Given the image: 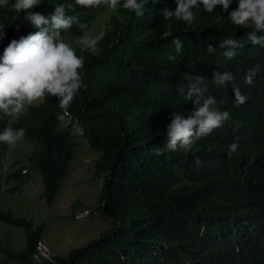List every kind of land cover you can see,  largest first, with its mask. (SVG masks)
I'll use <instances>...</instances> for the list:
<instances>
[{
    "label": "trees",
    "instance_id": "trees-1",
    "mask_svg": "<svg viewBox=\"0 0 264 264\" xmlns=\"http://www.w3.org/2000/svg\"><path fill=\"white\" fill-rule=\"evenodd\" d=\"M14 0H10V3ZM142 16L118 6L116 11L78 7L75 0H41L31 11L49 17L54 5L63 4L65 14L88 25L111 12L105 36L97 51L83 52L81 70L85 87L77 92L67 110L58 97L45 95L18 117L0 112V132L10 119L15 129H25L22 140L30 141L26 163L3 174L5 146L0 143V190L3 179L15 182V193L35 171L43 182L42 197L56 199L67 168L75 155L77 137L100 155L93 162L103 173L102 193L96 209L112 227L69 254L43 256L38 249L44 224L0 211V222L25 231V245L14 249L0 243V255L15 264H264V47L253 45L248 35L264 37V29L240 28L229 13L238 6L232 0L209 13L194 8L188 25L173 17L164 20V8L175 10L176 0H140ZM123 0H121V4ZM25 13L0 9V55L13 39L39 31L24 19ZM172 25L171 35L161 33ZM78 26L61 32L64 37L82 32ZM174 37L182 42L177 53ZM226 38L238 41L234 49L221 48ZM211 43L216 52L208 53ZM236 55L228 59L224 51ZM174 56V60L169 57ZM216 71L230 72L227 86L213 83ZM254 72L252 85L245 75ZM204 78L205 96L230 119L223 126L196 140L191 150L165 149L172 112L185 117L194 108L178 91L190 78ZM247 96L234 103L233 88ZM237 143L230 153L228 146ZM199 158L201 163L196 165Z\"/></svg>",
    "mask_w": 264,
    "mask_h": 264
},
{
    "label": "clouds",
    "instance_id": "clouds-1",
    "mask_svg": "<svg viewBox=\"0 0 264 264\" xmlns=\"http://www.w3.org/2000/svg\"><path fill=\"white\" fill-rule=\"evenodd\" d=\"M153 3L159 0H152ZM232 0H202L203 9L206 12H213L217 6H222L224 11H228ZM40 4V0H0V9H7L20 13H25L24 19L34 25L39 31L30 33L27 36H20L13 39L4 48L0 55V112L10 117H18L27 111V107L36 101L42 100L45 95L58 97L59 107L67 110L79 92L83 84L81 70L84 68V57L78 55L76 50L64 41L61 32L69 31L73 25L79 27L86 33L88 24L80 22L76 16L65 14L63 4L54 5V12L45 17L39 12L31 11ZM78 7L87 9H98L101 6L116 11L118 6L125 10L134 11L137 16L143 15V5L140 0H75ZM177 7L170 10L163 9L164 20H171L175 17L188 25L195 19L194 8L200 7L198 0H176ZM231 23L240 28L253 27L256 30L264 29V0H238V6L228 15ZM168 30L161 33L162 39H167L171 35L172 25L168 24ZM4 26L0 25V40H3L6 33ZM105 32L102 30L95 36L83 34L77 43L81 53L96 52L97 45L103 40ZM248 39L253 45L259 44L264 47V37H257L255 32L248 35ZM172 43L176 52L182 50V42L178 37H174ZM238 41L226 38L220 42L221 48L234 49ZM207 52L214 53L216 48L209 43ZM223 55L229 60L236 53L233 50L224 51ZM174 60V56L169 57ZM254 72L249 71L245 75L244 83L252 85ZM213 83L219 86H227L234 80L230 72L216 71L212 76ZM204 78L196 76L188 80L187 87L178 85V91L183 93L185 99L191 100L194 108L185 117L180 111L172 112L171 123L167 126V142L165 149H153L154 155H163L165 150L188 152L196 140L210 134L213 130L223 126L224 122L230 119L227 111H220L214 97L205 96ZM234 103L244 104L247 96L243 95L238 87L233 88ZM25 136V129L5 128L0 132V142L14 145ZM229 152L237 150L238 144L232 143L228 146ZM200 165L199 158L195 161Z\"/></svg>",
    "mask_w": 264,
    "mask_h": 264
},
{
    "label": "rangeland",
    "instance_id": "rangeland-1",
    "mask_svg": "<svg viewBox=\"0 0 264 264\" xmlns=\"http://www.w3.org/2000/svg\"><path fill=\"white\" fill-rule=\"evenodd\" d=\"M110 16L111 12L106 11L88 25L86 33L71 32L62 38L66 43L73 44L83 34L95 36L100 31H105ZM13 120L10 119L5 128L15 129ZM76 140L75 155L68 165L67 174L53 203H47L42 197V178L35 171L31 172L30 178L15 193L9 191V187L15 182L6 183L5 179L2 181L0 211L10 210L16 216L32 219L37 225L44 224V237L38 245L43 256L67 255L73 248L84 246L112 227L111 221L99 211L94 215L89 214V210L97 208L102 193L104 174L97 172L93 166L100 154L92 150L83 138L77 137ZM0 143L5 146L2 158L5 176L10 170L26 163L31 142L20 140L14 145ZM25 240L23 229L0 222L1 244L18 250L23 248ZM0 264L15 263L0 255Z\"/></svg>",
    "mask_w": 264,
    "mask_h": 264
},
{
    "label": "built area",
    "instance_id": "built-area-1",
    "mask_svg": "<svg viewBox=\"0 0 264 264\" xmlns=\"http://www.w3.org/2000/svg\"><path fill=\"white\" fill-rule=\"evenodd\" d=\"M88 213V212H87Z\"/></svg>",
    "mask_w": 264,
    "mask_h": 264
}]
</instances>
